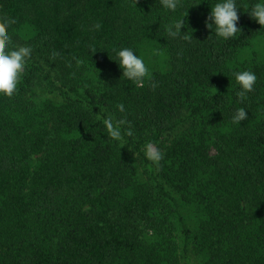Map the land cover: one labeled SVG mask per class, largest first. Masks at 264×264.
<instances>
[{
	"label": "trees",
	"instance_id": "obj_1",
	"mask_svg": "<svg viewBox=\"0 0 264 264\" xmlns=\"http://www.w3.org/2000/svg\"><path fill=\"white\" fill-rule=\"evenodd\" d=\"M212 3L169 15L159 0H0L13 43L32 48L0 96V264H264V28L241 11L221 40ZM181 15L191 38H170ZM120 47L145 59L143 86L112 60ZM244 69L257 81L240 101ZM98 112L132 135L112 140Z\"/></svg>",
	"mask_w": 264,
	"mask_h": 264
},
{
	"label": "clouds",
	"instance_id": "obj_2",
	"mask_svg": "<svg viewBox=\"0 0 264 264\" xmlns=\"http://www.w3.org/2000/svg\"><path fill=\"white\" fill-rule=\"evenodd\" d=\"M159 6L170 15L184 5L183 0H159ZM209 9L204 22L205 27L214 32L215 36L221 40H229L236 37L237 33H241V27L238 26L239 13L241 11L246 12L250 19L260 25L259 29L264 28V0H252L246 6H238L237 0H214ZM184 17L185 15H181L179 18L170 19L167 22L165 31L170 38H191V34L187 36L185 35V31L181 32L186 22ZM15 23L16 20L14 18L7 16L0 17V96L6 97H11L15 94L26 63L32 55L31 46L13 43L12 36L9 34V28ZM94 27L99 29L100 25L95 24ZM91 51L95 52V49H91ZM112 51L115 53V58L112 60L117 62L123 77L135 85L143 86L145 78L149 74V68L145 59L137 55L131 47H120ZM232 75L238 85L235 96L240 101H243L247 93L253 90L257 76L249 69L235 71ZM116 110L119 113H124V104H117ZM94 115L99 124L102 125V130L106 131L108 137L112 140L122 141L124 135H132L131 129L124 127L128 122L123 116H116L111 112L107 114L98 112ZM245 119H247L245 108L237 107L231 116L232 122L240 124ZM142 151L144 157L159 168L160 161L164 155L160 147L149 140L142 145Z\"/></svg>",
	"mask_w": 264,
	"mask_h": 264
}]
</instances>
